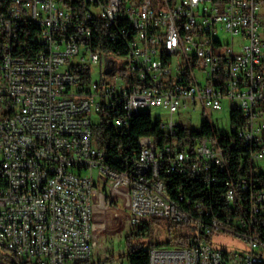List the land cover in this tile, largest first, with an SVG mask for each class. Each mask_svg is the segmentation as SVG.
<instances>
[{"label":"built area","instance_id":"built-area-1","mask_svg":"<svg viewBox=\"0 0 264 264\" xmlns=\"http://www.w3.org/2000/svg\"><path fill=\"white\" fill-rule=\"evenodd\" d=\"M100 27L117 51L99 47ZM224 101L242 114L230 131L208 120L210 134L178 137L181 108ZM154 107L170 113L159 126L171 141L155 150L142 136L133 168H111L94 128ZM259 161L264 0H0V264H101L95 214L122 216L118 194L128 221L167 219L191 236L147 247L149 264H264ZM170 177L193 192L166 196ZM219 234L240 244L226 250Z\"/></svg>","mask_w":264,"mask_h":264},{"label":"trees","instance_id":"trees-1","mask_svg":"<svg viewBox=\"0 0 264 264\" xmlns=\"http://www.w3.org/2000/svg\"><path fill=\"white\" fill-rule=\"evenodd\" d=\"M95 33L97 36H101L102 38V41L100 42L101 45H99V47L117 51L116 44L109 43L106 40L107 30L105 28L100 27L97 31H95ZM241 119L242 114L240 110L238 108H233L231 111L232 124L234 122L236 123V120ZM205 134H210V128L207 122L203 123L202 129L200 131L181 128L178 137L180 139H185L184 137L187 136L192 138L194 136H203ZM148 135L155 136V142L160 147H162L165 142L171 141V137H166L165 134H163V132L161 131L159 122H154L151 112L135 114V117L132 119L129 126L126 127H117L109 118H105L94 128V138L96 139V142L108 153V165L111 168L119 171L131 170L133 168L134 158L140 150L138 140L140 137ZM262 177L264 178V174H262ZM187 182L188 181L183 179V177L168 178L167 183L169 185V192L172 197H175V195H177V193L180 191L191 194L193 192V189L188 188ZM162 220L163 219L160 218L150 219L151 222L158 224ZM144 223V227H147L148 224L146 222ZM176 225L179 226V224L167 220L166 232L168 234V237L164 243L150 241L147 244L145 243V241H141V234H138L136 237H134L135 240L132 238L131 234L127 235L126 243L128 245V250L126 257L128 260V264H149L147 247L189 242L191 236L186 234L184 231H174L176 229ZM142 230L145 229L141 228V231Z\"/></svg>","mask_w":264,"mask_h":264},{"label":"rangeland","instance_id":"rangeland-1","mask_svg":"<svg viewBox=\"0 0 264 264\" xmlns=\"http://www.w3.org/2000/svg\"><path fill=\"white\" fill-rule=\"evenodd\" d=\"M99 65L94 66V79L99 77ZM231 111L232 106L230 102H223V109L219 111H210L209 114H205L201 107L196 109L190 105L188 108H181L175 115L174 121L181 126L189 130H198L202 129L203 123L211 120L215 125L220 128L230 131L232 128L231 122ZM136 113H145L149 111H135ZM152 118L154 122L168 121L170 113L161 108L154 107L152 112ZM262 171H264V161H259ZM107 192L111 193L113 196H116V192L107 188ZM119 208L122 211V216L113 217L109 213L106 215L102 211H97L95 214V225L94 233L95 237L99 242V247L96 249L95 257L99 260L101 264H128L125 251L128 250V245L126 243V236L130 235L135 240L138 234L141 241L149 243L150 241L164 243L167 240L168 234L166 232V219L160 221V223H153L150 219L142 217L140 220L142 222L133 223L126 219V212L129 211V206L124 199L123 194H118ZM107 206V203L104 205ZM144 222L148 224L147 227H144ZM141 228L145 230L141 231ZM176 232H187L183 230L181 225H176ZM214 243L218 246L233 251L235 250L237 244H240V241L231 234H219L214 237ZM166 246H172L167 244ZM3 254L7 253V250L1 249Z\"/></svg>","mask_w":264,"mask_h":264},{"label":"bare ground","instance_id":"bare-ground-1","mask_svg":"<svg viewBox=\"0 0 264 264\" xmlns=\"http://www.w3.org/2000/svg\"><path fill=\"white\" fill-rule=\"evenodd\" d=\"M135 114H137L135 112ZM164 144L162 147L157 145V143L154 141V149L155 150H163ZM165 193L166 196L172 197V195L169 192V185H165ZM178 211L182 213V217L184 218H194V211L193 208L190 206H187L185 204H178ZM236 237H244V230H236Z\"/></svg>","mask_w":264,"mask_h":264}]
</instances>
